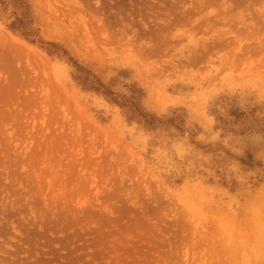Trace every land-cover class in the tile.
<instances>
[{"label": "rangeland", "instance_id": "374dc122", "mask_svg": "<svg viewBox=\"0 0 264 264\" xmlns=\"http://www.w3.org/2000/svg\"><path fill=\"white\" fill-rule=\"evenodd\" d=\"M0 264H264V0H0Z\"/></svg>", "mask_w": 264, "mask_h": 264}, {"label": "trees", "instance_id": "16d2710c", "mask_svg": "<svg viewBox=\"0 0 264 264\" xmlns=\"http://www.w3.org/2000/svg\"><path fill=\"white\" fill-rule=\"evenodd\" d=\"M17 1H19V0H17ZM24 14H25V13H24ZM17 22H18L20 25H21V24L24 25V23H23L22 20H17ZM19 29H20V28H19ZM23 29H24V28H23ZM21 31H23V30H21ZM24 31H25V30H24ZM24 31H23V35H24V36H29V35H30V32H27V31L24 32Z\"/></svg>", "mask_w": 264, "mask_h": 264}]
</instances>
